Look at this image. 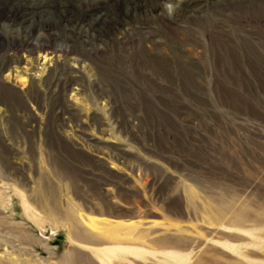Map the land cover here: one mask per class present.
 <instances>
[{
  "label": "rangeland",
  "instance_id": "obj_1",
  "mask_svg": "<svg viewBox=\"0 0 264 264\" xmlns=\"http://www.w3.org/2000/svg\"><path fill=\"white\" fill-rule=\"evenodd\" d=\"M0 264H264V0H0Z\"/></svg>",
  "mask_w": 264,
  "mask_h": 264
},
{
  "label": "clouds",
  "instance_id": "obj_2",
  "mask_svg": "<svg viewBox=\"0 0 264 264\" xmlns=\"http://www.w3.org/2000/svg\"><path fill=\"white\" fill-rule=\"evenodd\" d=\"M174 11H175V9L169 5V15H171ZM4 23L6 24L7 22H4ZM9 30H10V26H9ZM37 35H39V32L37 33Z\"/></svg>",
  "mask_w": 264,
  "mask_h": 264
}]
</instances>
